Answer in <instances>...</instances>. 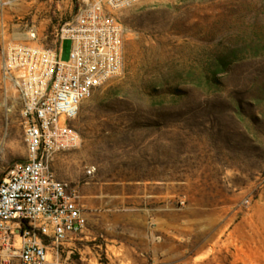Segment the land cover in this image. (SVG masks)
Masks as SVG:
<instances>
[{"label":"rangeland","instance_id":"374dc122","mask_svg":"<svg viewBox=\"0 0 264 264\" xmlns=\"http://www.w3.org/2000/svg\"><path fill=\"white\" fill-rule=\"evenodd\" d=\"M89 4L0 0V183L27 158L5 49H55ZM120 19L122 71L83 103L80 145L52 162L82 205H103L84 206L68 263L264 264V0H139Z\"/></svg>","mask_w":264,"mask_h":264},{"label":"built area","instance_id":"2783aa9c","mask_svg":"<svg viewBox=\"0 0 264 264\" xmlns=\"http://www.w3.org/2000/svg\"><path fill=\"white\" fill-rule=\"evenodd\" d=\"M64 24L55 49L8 43L2 80L22 102L27 158L0 183V264H69L88 218L78 189L52 169L58 153L81 142L74 126L84 102L123 67L125 26L120 13L139 0H89ZM30 40L36 33L30 31ZM72 42L68 61L62 43ZM95 168L88 169L93 175Z\"/></svg>","mask_w":264,"mask_h":264},{"label":"crops","instance_id":"0c3cea01","mask_svg":"<svg viewBox=\"0 0 264 264\" xmlns=\"http://www.w3.org/2000/svg\"><path fill=\"white\" fill-rule=\"evenodd\" d=\"M98 195L88 194L85 196L84 205H87L91 210H101L103 205L99 202Z\"/></svg>","mask_w":264,"mask_h":264}]
</instances>
